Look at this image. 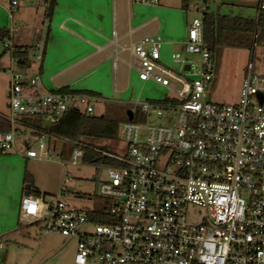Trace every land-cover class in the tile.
<instances>
[{"label":"built area","instance_id":"2783aa9c","mask_svg":"<svg viewBox=\"0 0 264 264\" xmlns=\"http://www.w3.org/2000/svg\"><path fill=\"white\" fill-rule=\"evenodd\" d=\"M41 1L48 6L51 0ZM158 1L137 0L146 6ZM188 1L194 17L181 52L171 55L180 63L178 74L160 62L158 35L143 36L134 45L138 79L170 95L166 103H133L137 120L120 125L124 153H103L117 162L102 165L107 171L98 186L103 207H69L61 198L67 173L57 196L29 194L20 200L23 221L43 222L44 234L76 240L73 264H264V76L249 67L234 104L209 102L216 61L204 40L203 20L212 11L209 0ZM18 7L19 0H9V16ZM257 7L264 11V0ZM13 32L1 42L10 54V76L7 109L0 112V154L50 160L45 135L26 120L51 124L69 109L91 115L100 100L42 90L43 40L27 50L30 66L24 69L37 67L36 73L14 70L20 64L9 38ZM23 134L29 137L19 152L17 136ZM30 137L35 147L28 144ZM82 157L76 148L67 161L78 166ZM193 207L202 211L196 221L188 218ZM87 224L91 231L81 233Z\"/></svg>","mask_w":264,"mask_h":264},{"label":"crops","instance_id":"0c3cea01","mask_svg":"<svg viewBox=\"0 0 264 264\" xmlns=\"http://www.w3.org/2000/svg\"><path fill=\"white\" fill-rule=\"evenodd\" d=\"M40 1L37 0L36 5ZM182 1L159 0L154 6H146L137 0H55L49 19H46V12L41 15L38 10H33L20 19L21 25H17L13 15L20 11L19 7L15 14L9 16V0H0V33L4 32V38H7L10 29L14 30L9 38L16 48H29L40 40L44 41L40 67L44 91L66 88L74 92H93L101 96V102L120 103L124 101L119 99L121 94L132 85L139 84L141 89L147 86L157 88V93L163 94L164 98L170 95L165 88L138 79L133 48L141 37L158 35L163 42L160 62L166 67L177 64L171 55L181 52L190 23L189 11L183 7ZM1 42L0 59L7 53ZM22 72H25L24 67ZM0 75H3L1 70ZM170 84L177 86L173 80ZM115 94L119 95L117 100ZM45 140L49 150L54 148L58 139L45 136ZM19 155L22 158L0 156V238L14 234L22 225L40 222L30 223L21 219L23 180L27 161L50 160L28 159ZM27 173L32 178L33 190L39 196H53L50 194H54V177L53 188L46 191L40 187L33 173ZM0 245L2 248L1 242Z\"/></svg>","mask_w":264,"mask_h":264},{"label":"rangeland","instance_id":"374dc122","mask_svg":"<svg viewBox=\"0 0 264 264\" xmlns=\"http://www.w3.org/2000/svg\"><path fill=\"white\" fill-rule=\"evenodd\" d=\"M171 1L174 3L179 2V0ZM40 2V4L36 5L37 0L29 2L19 0L20 11L17 14H15L17 11H15V15H13L17 25H21L22 20L20 19L28 16L29 12H33V10H38L41 15H44L47 5L42 1ZM257 4L258 0H209L212 12L219 15H232L243 18H255ZM193 17V13L189 12V22L192 21ZM214 56L216 69L213 80L206 92V99L211 103L234 104L238 99L242 79L245 77L249 67H252L254 74L264 76V42L256 47L252 46L251 49H216ZM1 58L0 60L3 61L0 64V70L3 75H0V112L4 113L7 109L6 92L9 87L10 76L9 54L6 53ZM194 58L196 59V57ZM168 67L178 74L180 63L171 64ZM36 68L32 67L31 70H25V73L28 76H32L36 73ZM14 70L23 71V68L15 64ZM157 90L153 86L141 89L139 84H134L127 92L121 94L119 99H124L123 102L100 101L95 103L94 111L97 114L104 113L110 108L109 106H114L113 104H121L136 111L133 106L135 102L161 101L163 94L157 93ZM118 97V94L114 95L116 100ZM153 122V118L148 119L141 127L144 128L146 127L145 125ZM140 134L143 136L145 132L141 131ZM28 137L27 134L17 136L16 146L19 152L25 149L24 144L28 141ZM29 140L28 144L32 145L33 138L30 137ZM100 143L109 152L118 155L123 154L122 129L119 128L117 141L109 140ZM62 144L60 140H57L54 142V148L51 147L49 149L48 156L52 157L50 161H27V171L33 173L39 181L40 187L46 191H50L53 188L54 177V194H50L53 196L58 195L63 185L65 172H67L68 182L64 186L67 192L61 197L62 200L67 202L69 207L76 209L91 210L93 208H102L103 206L99 205L101 200L98 197V186L100 182L107 178L106 169L99 163L80 161L78 166H72L69 161H62L59 156ZM0 156H18L22 158L16 153L0 154ZM46 159L42 158V160ZM201 214L202 211L199 208L193 207L188 218L196 221ZM43 225V222L22 225L14 234L0 238V242L3 244V247L0 248V264H73L76 240L51 234L46 235L43 232ZM90 231V224L83 226L80 230L83 234Z\"/></svg>","mask_w":264,"mask_h":264},{"label":"trees","instance_id":"16d2710c","mask_svg":"<svg viewBox=\"0 0 264 264\" xmlns=\"http://www.w3.org/2000/svg\"><path fill=\"white\" fill-rule=\"evenodd\" d=\"M183 7L188 8L189 1L183 0ZM55 0H51L46 10V19H49ZM204 40L208 44L212 54L216 49H251L264 42V11L256 7L255 18H243L232 15H219L211 12L203 20ZM4 32L0 33V40L4 39ZM30 48V47H29ZM29 48H17L14 57L18 59L20 67L30 66L28 56ZM40 71V70H39ZM59 92L71 94H84L101 100L99 94L93 92H74L68 89H60ZM161 101L167 102L164 97ZM107 111L101 114L96 112L88 115L86 113L69 109L63 116L54 123L44 124L40 119H27V123L34 127L39 133L48 138L62 141L59 156L62 161L67 159L76 148L83 151L82 161L85 163H99L100 165H116L117 162L103 156V153H112L106 150L100 142L118 140L120 125L128 121L126 111L129 107L121 104H113ZM133 111V120H137L136 112ZM7 130V128L5 129ZM67 172H65L66 174ZM24 185H29L30 195L39 197L33 190L32 178L27 171L24 174ZM101 221H104L101 218Z\"/></svg>","mask_w":264,"mask_h":264},{"label":"water","instance_id":"95a60500","mask_svg":"<svg viewBox=\"0 0 264 264\" xmlns=\"http://www.w3.org/2000/svg\"><path fill=\"white\" fill-rule=\"evenodd\" d=\"M254 46V45H253ZM126 114H127V118H128V120L130 121V120H132V118H133V111L131 110V109H128L127 111H126ZM24 191H23V195L24 196H28L29 194H30V186L29 185H25L24 186Z\"/></svg>","mask_w":264,"mask_h":264}]
</instances>
